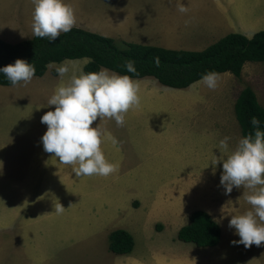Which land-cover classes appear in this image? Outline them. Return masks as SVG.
Returning a JSON list of instances; mask_svg holds the SVG:
<instances>
[{"label": "rangeland", "instance_id": "374dc122", "mask_svg": "<svg viewBox=\"0 0 264 264\" xmlns=\"http://www.w3.org/2000/svg\"><path fill=\"white\" fill-rule=\"evenodd\" d=\"M198 1L218 6L216 0ZM243 1L230 4L231 16L227 12L221 21L214 15V26L206 31L212 36L204 43L195 42L201 36L197 30L185 29L178 35L195 19L184 15L176 21V2L172 5L170 0L65 3L74 9L75 27L113 37L118 43L202 50L230 32L249 35L264 29V0ZM181 2L190 9L197 5L194 0ZM115 10L126 11L127 24L115 23ZM33 11L32 0H0L1 37L11 42L30 38ZM127 27L138 30L128 32ZM164 27H175L177 33L170 28L161 33ZM88 60L64 61L83 69ZM53 69L34 76L26 86L0 85V264H264V243L250 248L231 243L239 237L228 227L229 220L251 208L245 199L249 190L233 188L225 194L220 185L222 163L211 164L219 156L215 148L221 139L230 137L231 149L242 137L235 114L242 88L250 85L264 105V62L247 63L241 77L220 73L215 90L200 80L177 89L154 77L133 79L139 83L141 102L127 112L124 126L109 118L93 124L104 134L101 147L106 159L119 166L107 177H76V165H62L43 150L40 141L47 125L41 117L54 110L47 101L61 83L68 82L67 76L61 80ZM32 135L38 140H30ZM67 168L70 173H65ZM138 201H143L140 211L133 209ZM59 204L65 208L62 213L55 211ZM208 207L222 227L220 243L199 247L179 240L177 227L187 223V215ZM77 222L83 226L82 235L62 248L66 226L70 233ZM117 227L136 234L135 252L129 256L108 249V233Z\"/></svg>", "mask_w": 264, "mask_h": 264}, {"label": "clouds", "instance_id": "9594fccd", "mask_svg": "<svg viewBox=\"0 0 264 264\" xmlns=\"http://www.w3.org/2000/svg\"><path fill=\"white\" fill-rule=\"evenodd\" d=\"M32 2L35 37L47 38L52 43L61 33H68L75 27L74 9L65 0ZM176 7L181 13L188 11L181 0H176ZM156 64L159 65L158 58ZM50 66L55 67L61 80L67 76L68 82L55 89L47 101V107L54 106V110L41 117V123L47 125L40 141L43 150L54 154L61 164L76 165L73 168L76 177H107L116 173L118 164L109 162L101 147L104 134L93 124L98 119L109 118L123 127L127 112L140 105L139 83L129 75H120L107 68L85 73L71 61ZM123 67L129 73L137 72L134 61H127ZM0 74L13 87L26 86L34 78L36 67L24 59H16L13 64L0 67ZM218 81L219 74L209 71L198 83L215 90ZM251 125L254 133L241 137L235 148L230 149V137L221 139L215 148L219 156L215 155L216 159L211 163L213 166L222 163L220 185L225 194H230L233 188L249 190L245 199L251 208L243 214L232 215L228 223L230 229H235L234 235L239 237L231 243L242 244L245 248L264 243V130L256 116L251 118ZM64 210L61 204L55 208L57 213Z\"/></svg>", "mask_w": 264, "mask_h": 264}, {"label": "trees", "instance_id": "16d2710c", "mask_svg": "<svg viewBox=\"0 0 264 264\" xmlns=\"http://www.w3.org/2000/svg\"><path fill=\"white\" fill-rule=\"evenodd\" d=\"M118 41L109 36L87 29L73 27L68 33L49 43L47 38L34 35L18 42L0 37V67L24 59L36 67L35 76H43L51 64L66 59H89L83 68L85 73L107 68L132 79L154 77L162 85L171 88H187L209 72H230L241 77L246 63L264 62V29L251 37L241 32H230L202 50L177 49L159 45ZM159 59L157 66L156 60ZM134 61L137 72L129 73L123 67ZM57 74L55 69L52 70ZM0 85L12 86L0 74ZM235 114L242 137L254 133L251 118L261 120L264 130V105L250 85L240 91L235 102ZM222 238V227L213 216L203 209L192 212L189 222L181 227L178 239L199 247L216 246ZM109 250L116 254L131 253L135 246L133 235L125 229H116L109 234Z\"/></svg>", "mask_w": 264, "mask_h": 264}, {"label": "crops", "instance_id": "0c3cea01", "mask_svg": "<svg viewBox=\"0 0 264 264\" xmlns=\"http://www.w3.org/2000/svg\"><path fill=\"white\" fill-rule=\"evenodd\" d=\"M223 1V0H222ZM171 2H172V5H174L175 4V2H176V0H171ZM194 2L197 4V5H195L194 7H192L191 9H190V7L188 8V11L186 12V13H180V12H177V10H176V6H174V13H175V16H176V21H180V20H182L183 19V16L184 15H189V18H192L193 20H194V22L193 21H191L192 23L191 24H186L185 26H184V29H182V32H180V33H178V35H181L183 32H184V30L186 29H193V30H191V31H199V35H201V36H199L200 38L197 40V41H195V40H188L189 42H186V43H192V41H195V42H198V43H204V41H205V39H209L212 35L210 34L209 35V33H206V31L209 29L208 27H213L214 26V22H213V19H214V17L216 16V17H218L219 16V18H220V21H221V17H225V18H227V16L226 15H224V14H226L227 12H228V16L230 15L231 16V13L229 12V6H230V4H235V0H231V1H228V0H225V1H223L224 3L223 4H221L220 3V0H216V3L218 4V6L217 7H215V8H213V7H211L210 5H199V1L198 0H194ZM244 3H248V1L247 0H244L243 1V3L242 4H244ZM130 4H132L131 2H130ZM171 5H168V7H170ZM131 8V7H130ZM171 8H173V7H171ZM116 12H115V23H122V22H125L126 24H127V18H125V16H126V11L123 13V11L122 10H115ZM179 13V14H178ZM216 14V15H215ZM119 15H121V16H123L124 15V17H123V19H121V17H119ZM215 15V16H214ZM216 17H215V19H216ZM131 20H129L128 19V23L130 22ZM174 24H176V23H174ZM200 26L201 27H203V28H201L200 29ZM116 28V27H115ZM142 28H143V26H142ZM170 27H164V28H160L161 29V33L164 31V29H169ZM89 30V29H88ZM136 30H138L137 28L136 29H128V27H127V31L128 32H132V33H135L134 31H136ZM170 30H175V27H172V28H170ZM91 31V30H90ZM191 31H189L190 33H191ZM196 31V32H197ZM94 32V31H93ZM167 33L169 32V30L168 31H166ZM195 32V33H196ZM235 32V31H234ZM171 33H177V31L175 30V32H171ZM195 33H191V34H195ZM242 33V32H241ZM256 33V32H255ZM254 33V34H255ZM243 34H245V35H247V36H249V37H251L252 35H254V34H247V32H243ZM133 35V34H132ZM227 35V34H226ZM1 36H3L2 34H0V37ZM33 35H31L30 37H32ZM223 36H225V35H223ZM223 36H220L219 38H217V39H215V40H213L212 42H210V44H212V43H214V42H216L217 40H219L220 38H222ZM3 38V37H2ZM11 42V41H10ZM131 42H135V41H131ZM137 43H140V42H137ZM176 43H177V39H176V42H172L171 44L173 45V44H175L176 45ZM142 44H145V43H142ZM210 44H207V46H209ZM151 45H153V44H151ZM168 45V44H167ZM206 46V47H207ZM170 47V46H169ZM172 47V46H171ZM188 50L189 49H192V48H187ZM248 63H250V62H248ZM247 64V63H246ZM30 140H38V138H36V137H34V135H32L31 137H30ZM35 163L33 164V166L34 167H37V164H36V161H34ZM43 162V161H42ZM62 165H64V164H62ZM70 167H73V165H71ZM65 173H70V169L69 168H67L66 169V172ZM136 198H138V197H136ZM135 200V199H134ZM133 202H135V201H133ZM143 201H138L137 203H136V206H133V209L134 210H141V203H142ZM133 205H134V203H133ZM131 207H132V205H131ZM203 210H206V209H203ZM207 212H209L212 216H213V218H215L214 217V211H213V209L212 208H210V207H208V210H206ZM193 212V211H192ZM192 213H190V214H188L187 216L188 217H190V215H191ZM216 219V218H215ZM72 220H73V218H72ZM112 220H114V218L112 219ZM217 221H218V219H216ZM66 221H69V216H67L66 217ZM76 221H79V217H76ZM159 223H160V221H158ZM189 222V218H188V221H187V223ZM219 222V221H218ZM186 223V224H187ZM181 227L182 226H178L177 227V235H178V232H179V230L181 229ZM115 229V228H114ZM113 229V230H114ZM117 229H121V227H117ZM123 229H125V230H127L128 232H130L132 235H133V237H134V240L136 239V234H135V232L134 231H132V230H130V228H128V227H124ZM113 230H111V231H109V233H108V239H109V234L113 231ZM82 233H83V226H80L79 225V223L77 222V224L76 225H72L71 226V232L69 233L68 232V227L66 226V237H67V241L66 242H64L62 245H61V247L62 248H67L71 243H73L74 241H75V239H77L78 240V238H79V236L80 235H82ZM180 240V239H179ZM135 245H136V242H135ZM109 249V248H108ZM132 252H135V247H134V249H133V251ZM126 256H129L128 254H125ZM121 263H123V262H121Z\"/></svg>", "mask_w": 264, "mask_h": 264}]
</instances>
